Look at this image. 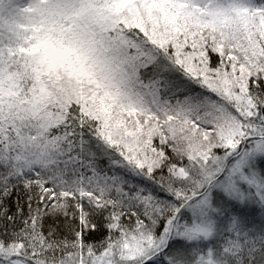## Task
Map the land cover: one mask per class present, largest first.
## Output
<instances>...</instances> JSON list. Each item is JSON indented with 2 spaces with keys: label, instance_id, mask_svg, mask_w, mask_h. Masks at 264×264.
<instances>
[{
  "label": "snow or ice",
  "instance_id": "6c2138e0",
  "mask_svg": "<svg viewBox=\"0 0 264 264\" xmlns=\"http://www.w3.org/2000/svg\"><path fill=\"white\" fill-rule=\"evenodd\" d=\"M0 264H264V0H0Z\"/></svg>",
  "mask_w": 264,
  "mask_h": 264
}]
</instances>
